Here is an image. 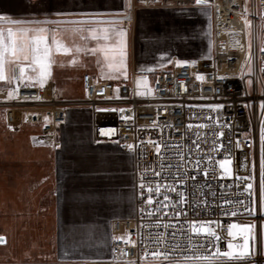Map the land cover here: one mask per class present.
Wrapping results in <instances>:
<instances>
[{
  "label": "snow or ice",
  "instance_id": "snow-or-ice-1",
  "mask_svg": "<svg viewBox=\"0 0 264 264\" xmlns=\"http://www.w3.org/2000/svg\"><path fill=\"white\" fill-rule=\"evenodd\" d=\"M159 3L160 0H120V7L123 11L115 12L113 15L121 18V26L102 30L88 29L89 35L82 36V40L90 38L98 44L100 41L104 43L100 44L99 47L92 48L76 47L75 52L102 54L103 61L97 60V63L108 70L104 78L112 80L123 77L127 80V29L122 24L124 21L131 22L133 11L145 7H155ZM192 4L203 12H207L210 7L219 10L218 6L210 3V0H185V3L179 6L183 9ZM164 7H171V5L165 4ZM59 14L63 15V13ZM250 15L259 17L260 23L257 25L254 19L249 18ZM240 19L243 21L242 32L247 38L246 49L245 44L241 43L239 39L234 41V44L241 51L246 52L241 72L244 73V70H247L244 75L247 77L246 82L250 91H255V84H259L261 88L259 109L262 119L259 126L258 155L255 142H250L248 147L251 151L245 155L243 166L245 174L234 176L231 149L227 145L234 144L236 148H240L241 142L232 141L230 137H226L224 129L231 126L220 120L219 113L225 105L219 103L207 105L211 111L217 113L216 117H206L208 120L215 119V128L206 133L197 131L196 139L191 140V147H188L187 152L183 150L184 145L179 142L161 144L151 139L148 140V144L154 145L155 153L161 162L156 166L159 170L145 165L140 175L138 185L141 189L140 195L144 197L147 193L146 199H143V203L147 207H142L140 211L147 217H156L155 226L157 228L162 227L164 231L156 233L155 238L150 240L152 244L157 246L155 250H150L147 247L143 249V256L140 259L145 261V264H147V257H151L155 264H256L258 225L255 221L264 219V37L260 38L258 54L254 51L253 39L257 29L264 32V12L253 11L250 13L248 0H244ZM0 22H7L9 25L6 29L0 27V82H2L6 92L5 100L10 101L14 96L19 95L21 86L24 88L36 86L43 88L51 76L53 51L68 53L71 49L55 38L52 39L50 45L48 42L50 30L48 28L25 26L37 24L39 21L16 19L8 14H0ZM76 31L82 32L84 30L76 29ZM211 48L212 42L210 41L209 51ZM204 58L211 59V56ZM256 61H260V63L257 64ZM168 62L172 63L173 61L169 59ZM71 63L76 64V60L73 59ZM175 64L194 67L196 61L176 60ZM195 78L197 81L205 82L204 74L197 73ZM242 78L244 77L242 76ZM217 79L225 80L227 77L218 76ZM134 83L135 96L153 95V89L149 87L146 76L136 77ZM114 91L118 93L119 88ZM185 91H187L186 88ZM36 99H40V97H36ZM245 106L248 107V105ZM97 111L125 113L128 110L120 108L97 109ZM121 119L128 121L133 117L122 115ZM44 120L47 123L48 117L45 116ZM153 126H158L156 121H153ZM165 127H171V125L165 124ZM193 127L205 129L207 125L204 123L186 125L187 130H191ZM113 131L111 129L101 130V135H111ZM161 132H163V128H161ZM208 137H212L210 142ZM225 139H227V144L224 142ZM202 143L209 145L207 150L202 147ZM54 147L59 149L61 145L54 144ZM127 147L132 150L134 145L128 144ZM169 150H172L175 163H165ZM221 152L223 158L217 159L214 154ZM149 171L152 172L151 177L146 176ZM192 173L200 174L205 180L234 179L237 182L235 187L242 194H246L245 199L233 200L223 193L217 199L211 184L207 185L209 189L207 193L193 192L189 189V181H196L197 177ZM240 182H242V188ZM220 187L223 188L224 185L221 184ZM227 187H233V185H227ZM195 207H201L203 210L210 207L215 208L225 217H237L246 213L248 217L252 218V221L249 223H228L225 235L222 234L225 232V226L221 220L189 217V209ZM177 235L186 239L177 241L175 239ZM114 239L121 240L125 244L136 245V241L129 237L121 236L114 237ZM221 240L226 241V246H221ZM0 244H6L4 236H0ZM121 251L122 255H126L123 250ZM125 264H135V261L128 260Z\"/></svg>",
  "mask_w": 264,
  "mask_h": 264
},
{
  "label": "built area",
  "instance_id": "built-area-1",
  "mask_svg": "<svg viewBox=\"0 0 264 264\" xmlns=\"http://www.w3.org/2000/svg\"><path fill=\"white\" fill-rule=\"evenodd\" d=\"M182 3H185V0H163L161 6L169 4L171 7H180L179 5ZM210 3L218 6L219 9L217 11L215 7H212L214 52L211 59H195L194 67L173 65L170 68L159 69L149 83V87L153 89L151 96L138 97L134 95V81L138 76L132 73L129 82L119 85L111 81L97 80L91 74H84L82 86L85 91V99L83 100L66 101L61 99L53 81H48L43 88L21 86L19 95L14 96L10 101H6L5 97H0V110L5 115L8 128L13 131H18L24 126H33L40 130L38 140L58 144L57 135L60 128L67 123L70 111L75 107L87 108L92 117V143L94 145L114 144L121 151L132 155L135 212L132 217L119 218L111 222L110 257L97 264H125L128 260L135 261V264H145V261L140 259L143 256V249L147 247L150 250H155L157 246L150 240L155 238L156 233L164 231L162 227L155 226L156 217H147L140 211L142 207H147L143 203L147 193L141 197V189L138 187L140 175L145 165L159 170L156 166L161 162L155 153L154 145L148 144V140L151 139L161 144L179 142L184 145L183 150L187 152L188 147H191V140L196 139L197 131L206 133L215 128V119L208 120L206 117H216L217 113L211 111L207 105L219 103L225 105L219 113L220 120L231 126L224 129L226 137H230L232 141L241 142L240 148H236L234 144L227 145L231 149L234 176L245 174L243 166L245 155L251 151L248 147L250 142H255L258 155L259 126L262 119L259 109L261 88L259 84H255V91L249 90L246 82L247 77L244 75L247 70L245 69L244 73L241 72L246 52L241 51L234 44V41L239 39L241 43L245 44V49L247 47V38L242 32L243 21L240 19L244 0H210ZM248 7L250 13L253 11L264 12V0H248ZM249 18L254 19L257 25L260 23L259 17L250 15ZM261 37H264V32L261 33L257 29L253 39V48L256 54H258ZM256 63L259 64L260 61H256ZM197 73L205 75V82L196 80ZM218 76H226L227 79L219 80ZM116 88H119L118 93L114 91ZM36 97H40V99H36ZM120 108L128 111L125 113L97 111V109ZM122 115L132 116L133 119L122 120ZM45 116L48 117L47 123L44 120ZM153 121H156L158 126L154 127ZM189 123L193 125L204 123L207 128L193 127L191 130H187L186 125ZM165 124L171 125V127H165ZM161 128H163V132H161ZM109 129L114 130L111 135H101V130ZM208 139L210 142L212 137H208ZM224 142L227 144V139ZM128 144H133L134 148L128 149ZM208 146L202 143L205 150ZM162 151H164L163 148ZM214 155L217 159L223 158L222 152ZM167 162H176L172 150L168 151L165 163ZM165 171L167 172V170ZM192 174L197 177L196 181H189V189L193 192L207 193L209 191L207 185L211 184L217 199L220 198L221 193L233 200L245 199L246 194H242L235 187L237 182L234 179L205 180L198 173ZM146 176L151 177L152 172H147ZM221 184L224 185L223 188L220 187ZM227 185H233V187H227ZM240 186L242 188V182H240ZM209 199L211 200V197ZM189 217L219 219L225 226V232L222 233L225 235L228 223H249L252 221V218L248 217L246 213L237 217H225L211 207L207 210H203L201 207L189 209ZM255 222L258 225L255 261L256 264H264V254H262L264 253V219ZM217 231L220 230L217 229ZM121 236L136 241V245L125 244L121 240L114 239V237ZM175 239L181 241L186 238L177 235ZM220 243L222 247L226 246V241L221 240ZM121 250L126 255H122ZM146 261L147 264H155L151 257H147Z\"/></svg>",
  "mask_w": 264,
  "mask_h": 264
},
{
  "label": "crops",
  "instance_id": "crops-1",
  "mask_svg": "<svg viewBox=\"0 0 264 264\" xmlns=\"http://www.w3.org/2000/svg\"><path fill=\"white\" fill-rule=\"evenodd\" d=\"M162 1L160 0L155 7L133 11L131 22L124 21L122 24L127 29V78H131L132 73H135L137 76H149L152 79L159 69L176 65V60L192 61L211 56L214 52L212 7L208 8L207 12L201 11L195 5L183 9L166 8L161 6ZM118 11H123L120 0H0V14H8L16 19L39 21L37 24L25 26L48 28L50 45L55 38L71 49L68 53L53 51L51 76L48 79L55 83L58 96L66 101L85 99L82 86L84 74H91L97 80L112 81L116 85L123 83V77L112 80L104 78L108 70L97 63V60L103 61L102 54L75 52L76 47L83 49L103 44V41L98 44L95 40L90 38L82 40L81 37L88 36L90 28L102 30L121 26V18L113 15ZM8 26L7 22H0V27L6 29ZM73 59L76 60V64L71 63ZM169 59L173 62L169 63ZM149 69L152 70L148 71ZM76 92L82 96L75 97ZM5 96L4 86L0 82V97ZM1 119L5 123L2 139H5L8 133V145L13 148L18 145L23 147L27 139L33 150L50 153L49 156L46 154L40 156L35 154V157L23 156L20 158L23 166L10 167L8 171V209L12 208L10 212L18 211L19 202L22 205L24 198L29 203L27 211L51 212L45 189V185L50 184V191L55 200L53 211L57 227L55 240L57 261L51 264H97L101 260L109 259L111 222L119 218L132 217L135 212L132 155L121 151L114 144L92 143V117L87 108L75 107L70 111L67 123L60 128L57 135L58 144L61 145L59 149L54 147L56 143L38 140L40 136L34 130L36 127L26 126L27 129L33 130L29 134L27 132L26 136L19 135L26 130L24 127L18 131L11 130L6 124L3 111L0 110ZM83 147H87L89 152L81 154ZM78 156L84 158L78 161L76 159ZM75 161H89L88 169L93 170L96 167V170H99L104 183L103 188L108 194L113 190L115 204L111 209L108 208L101 213L98 219L101 225L95 234L90 228L88 232L79 230L80 221L68 215L66 203L63 205L62 194L65 192L62 187L63 179L70 174ZM0 188H6V183L0 182ZM27 188L32 189L33 193L34 190L39 192L38 190L42 188V192L25 195L23 190ZM6 197V193L1 191L0 204L7 199ZM50 220L51 217L46 220L47 225ZM14 221L16 222L17 218L12 214L11 220H8V232L15 226ZM101 243L105 246H101Z\"/></svg>",
  "mask_w": 264,
  "mask_h": 264
},
{
  "label": "rangeland",
  "instance_id": "rangeland-1",
  "mask_svg": "<svg viewBox=\"0 0 264 264\" xmlns=\"http://www.w3.org/2000/svg\"><path fill=\"white\" fill-rule=\"evenodd\" d=\"M147 79L148 83H151L152 79L149 76H147ZM129 81L130 78H127V80L123 79V83H127ZM74 96L80 98L82 94L76 92L74 93ZM4 124L5 123L1 119L0 182H5L6 188H0V192L4 191L7 199L0 204V236L6 237V244H0V263L26 264L28 262L32 264H51L57 261L55 243L57 227L53 211L55 200L50 191L51 185H45L47 192L46 200L50 205L49 207L51 208V212L48 213V211H45L43 213V211H41L36 213L27 211L26 209L29 207V203L25 200V198L22 205L19 202L18 211L10 212L12 211V208L8 209V171L10 167L13 166L14 168H20L23 166L20 161V158L23 156L35 157L36 155L40 156L45 154L49 156L50 153L33 150L34 148H32L27 139L24 141L25 144L23 147H20V145L16 148L11 147L8 145V133L6 134V138L2 139ZM24 128H26V126H24ZM34 130L40 136V130L38 128H34ZM32 131L33 130L26 128V130L19 135L26 136L27 132L29 134ZM88 152L89 149L87 147H83L81 154H86ZM83 158H79V156L76 157L78 161ZM78 161H75L72 171L63 179L62 187L65 191L62 194L63 205L66 203V211L68 215L76 217L80 221L79 230L88 232L90 228L95 234L99 231L98 226L101 225L98 222L99 216L108 208L111 209L115 204L113 190H111L108 194V191L103 188L104 183L99 175V170H96V167L93 170L88 169L90 168L89 161ZM28 181L32 182V180ZM23 191V194L25 195H32L42 192V188L38 190L39 192H35L36 190H34V193L33 190H29V188ZM126 192H128V189ZM23 208L24 210H22ZM12 214L13 217L16 216L17 221H14L15 226L12 231L8 232V220H11ZM50 217L51 220L49 225H47L46 220ZM83 221L85 223H83ZM101 246L105 245L102 244ZM101 248L104 250L103 247Z\"/></svg>",
  "mask_w": 264,
  "mask_h": 264
},
{
  "label": "bare ground",
  "instance_id": "bare-ground-1",
  "mask_svg": "<svg viewBox=\"0 0 264 264\" xmlns=\"http://www.w3.org/2000/svg\"><path fill=\"white\" fill-rule=\"evenodd\" d=\"M102 81H104V80H102ZM112 82V81H111Z\"/></svg>",
  "mask_w": 264,
  "mask_h": 264
},
{
  "label": "water",
  "instance_id": "water-1",
  "mask_svg": "<svg viewBox=\"0 0 264 264\" xmlns=\"http://www.w3.org/2000/svg\"><path fill=\"white\" fill-rule=\"evenodd\" d=\"M5 237V236H4ZM5 239H6V237H5Z\"/></svg>",
  "mask_w": 264,
  "mask_h": 264
}]
</instances>
